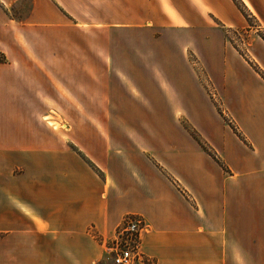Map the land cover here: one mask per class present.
Returning <instances> with one entry per match:
<instances>
[{"label":"crops","instance_id":"obj_1","mask_svg":"<svg viewBox=\"0 0 264 264\" xmlns=\"http://www.w3.org/2000/svg\"><path fill=\"white\" fill-rule=\"evenodd\" d=\"M134 28L195 52L234 128L174 58L103 90L89 30ZM227 30L264 0H0V264H97L128 215L146 264H264V38L256 69Z\"/></svg>","mask_w":264,"mask_h":264},{"label":"rangeland","instance_id":"obj_2","mask_svg":"<svg viewBox=\"0 0 264 264\" xmlns=\"http://www.w3.org/2000/svg\"><path fill=\"white\" fill-rule=\"evenodd\" d=\"M248 14V13H246ZM247 16V15H246ZM248 20L253 19L247 16ZM258 22L256 23V25ZM264 38V32H247V31H229L225 33V40L239 51L244 59L248 61L254 68L255 60L251 56L247 48L255 39ZM167 42V37L162 36L159 32L145 28H134L133 30L127 29H101L91 31L89 30L88 36V57L89 60H100L103 66H89V74L98 75L102 77L101 87L106 91L107 88H114L118 86L116 78H109L108 74H123L135 77V80L142 81L141 78L144 74H151L153 70L160 69L159 64H163L164 68L167 64V59L174 58L177 61L170 62V65L175 67H167L168 73L180 72L181 74H190L197 76L206 92L203 93V102L208 108H216L221 114L226 123L234 128V121L228 114L224 105L223 99L217 93V90L209 81V76L206 68L199 60V56L193 51H186L184 53V62L181 63V51H167L163 47V43ZM231 47V45H229ZM164 50H163V49ZM130 60V61H129ZM148 62V63H147ZM180 62V63H179ZM143 63L147 66H144ZM108 64V66H106ZM257 64V63H256ZM154 72L153 74H155ZM143 74V75H142ZM152 74V75H153ZM145 85V84H144ZM146 86V85H145ZM180 115V114H179ZM177 117L181 123L191 127L183 116ZM134 117V116H133ZM140 118V116H136ZM52 121V120H49ZM56 126L59 125L56 122ZM189 127V128H190ZM197 138V135H195ZM118 229V228H117ZM93 236L98 240L103 248L104 256L97 264H115L105 251L104 244H110L114 235L108 238H102L97 233Z\"/></svg>","mask_w":264,"mask_h":264},{"label":"built area","instance_id":"obj_3","mask_svg":"<svg viewBox=\"0 0 264 264\" xmlns=\"http://www.w3.org/2000/svg\"><path fill=\"white\" fill-rule=\"evenodd\" d=\"M147 229L142 217L128 215L116 230L105 251L115 264H146L141 234Z\"/></svg>","mask_w":264,"mask_h":264},{"label":"trees","instance_id":"obj_4","mask_svg":"<svg viewBox=\"0 0 264 264\" xmlns=\"http://www.w3.org/2000/svg\"><path fill=\"white\" fill-rule=\"evenodd\" d=\"M3 60V57L2 56H0V61H2ZM214 156V155H213ZM215 157V156H214ZM217 159V161L224 167V164H223V162L220 160V159H218V158H216Z\"/></svg>","mask_w":264,"mask_h":264}]
</instances>
